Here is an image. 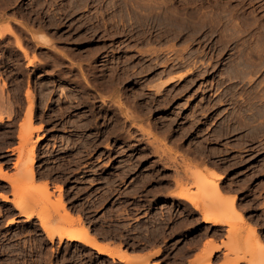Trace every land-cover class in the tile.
<instances>
[{
    "label": "rangeland",
    "instance_id": "rangeland-1",
    "mask_svg": "<svg viewBox=\"0 0 264 264\" xmlns=\"http://www.w3.org/2000/svg\"><path fill=\"white\" fill-rule=\"evenodd\" d=\"M0 30V142L18 140L22 192L10 182L34 210L0 229V264H119L51 241L41 218L128 246L148 239L140 215L189 205L223 215L228 253L251 258L256 227L242 217L264 223V0H0Z\"/></svg>",
    "mask_w": 264,
    "mask_h": 264
},
{
    "label": "crops",
    "instance_id": "crops-1",
    "mask_svg": "<svg viewBox=\"0 0 264 264\" xmlns=\"http://www.w3.org/2000/svg\"><path fill=\"white\" fill-rule=\"evenodd\" d=\"M5 131V130H3ZM18 140L15 143L6 142L2 145L0 142V229L10 231L15 222L20 221L23 216L14 206L16 199L15 188L9 181L17 172L14 167V160L17 157L14 147L17 146ZM48 181L46 176H36L35 184H43ZM50 190H55L54 182L50 183ZM56 193V191H55ZM6 196V197H5ZM4 197V198H3ZM182 201V199H172ZM191 215L178 210L172 209L169 214L168 209L156 207L148 214L140 215L139 223L143 221L150 222V230L148 239L133 243L128 246L123 242L112 241L109 239H98L100 244L110 247L113 251L118 252L119 256H110L106 252H100L97 249L87 245L96 254L102 255L111 261L119 264H128L123 259L131 258L132 260H145L148 264H200V261L205 260L206 250L209 245H216L209 257L210 264H224L229 258L233 259V254H227L229 238V224H212L202 221L200 211L189 205ZM158 215L153 225V218ZM36 217V216H33ZM13 219V221H12ZM26 219V217H22ZM244 224L256 227L262 244H264V223L257 225L254 221L249 220L244 216ZM165 221L164 224L159 225ZM137 221H133L135 224ZM159 222V223H157ZM163 227V229H161ZM155 228L157 230H155ZM139 247L132 249L130 247ZM121 256V257H120ZM233 257V258H232ZM229 261V260H228ZM227 261V262H228ZM226 264V263H225ZM239 264H247V261L240 260Z\"/></svg>",
    "mask_w": 264,
    "mask_h": 264
},
{
    "label": "bare ground",
    "instance_id": "bare-ground-1",
    "mask_svg": "<svg viewBox=\"0 0 264 264\" xmlns=\"http://www.w3.org/2000/svg\"><path fill=\"white\" fill-rule=\"evenodd\" d=\"M2 33H4V31L2 32L1 30H0V35H2ZM18 47L25 53V55H27V51H26V49L21 45V43L18 41ZM249 64V63H248ZM252 64V63H251ZM247 66H250V64L249 65H247ZM251 67V66H250ZM249 67V68H250ZM249 68H247V69H249ZM252 68V67H251ZM246 69V68H245ZM183 76V74H178L176 77H178V78H181ZM173 76H170V77H168L167 79H165L164 81H163V84L164 85H167V83H169L170 81H172L173 80ZM30 92V91H29ZM29 93H27V95H28ZM30 99V98H29ZM264 105V104H263ZM262 108V107H261ZM260 109V108H259ZM260 112V111H259ZM29 115H28V124H27V126H26V128H24L23 130H22V134L24 135V137H26L25 135H28V134H30V132H31V130H32V128L34 129V127L35 126H32L33 124H32V101H29ZM2 116L0 115V121L2 120ZM33 149H31V155L33 154V151H32ZM30 169V168H29ZM0 172H1V169H0ZM33 170H31L30 171V174H29V178H30V180H29V184H30V181L32 180V178H33ZM221 175V174H220ZM221 177V176H220ZM13 178V177H12ZM10 179L9 181H12L13 183L15 182H17L16 180H14V179ZM33 182V181H32ZM12 183V184H13ZM25 183V182H24ZM19 184V183H18ZM21 184V183H20ZM26 184V183H25ZM27 185V186H30V185ZM33 184V183H32ZM35 183H34V186L33 187H35ZM14 185H12V187H13ZM16 186H17V183H16ZM16 186H14L15 187V189H16ZM19 186V187H18ZM17 187H18V193H19V191H21L22 189H19L20 187H21V185H18ZM31 187V186H30ZM33 187H31L32 189H34L35 190V188H33ZM39 186L37 185V189L36 190H40L39 188H38ZM43 188H41V186H40V188H41V190L40 191H38V192H46L47 191V183H44V186H42ZM58 188L60 187V186H57ZM214 191H215V193L216 194H219L220 193V187H219V184H217V182L214 184ZM59 190V189H58ZM24 191H26L25 189H24ZM22 192V191H21ZM20 192V194L19 195H22V193ZM24 195V194H23ZM6 197V196H5ZM4 198V197H3ZM27 198V197H26ZM59 202H60V205H61V200H60V198H59ZM64 204V203H63ZM163 205V204H162ZM28 206V202H27V199H25L23 196L21 197H18L16 200H14V206L13 207H15L16 209H18V211H19V213L20 214H22V215H24V216H26L27 218L28 217H31L32 215H34V210L33 209H30V207L28 208L27 207ZM62 208H63V211L61 212V214L59 213V216L58 217H60V215H61V219L63 218L64 220H66V222H65V224L66 223H69V222H72L73 221V219L71 220V218H72V215L70 216V214H69V212L66 210V208H64L63 207V205H62ZM196 209H198L199 211H200V213H201V215H202V221L203 222H206V223H212V224H223V223H226V221L227 220H225L224 218H222L221 216H223V215H215V214H212V213H210L209 212V209H210V206L209 205H200V206H198V207H195ZM237 209L238 208H236L235 209V211L237 212ZM219 211L220 209H216V211ZM233 210H234V208H233ZM237 214H238V217L240 216V218H241V216H242V214L240 215L239 214V210H238V212H237ZM57 217V218H58ZM70 217V218H69ZM80 216H78V218H79ZM69 218V219H68ZM242 218H244V217H242ZM241 218V219H242ZM244 220V219H243ZM76 221V220H75ZM78 221H80V219L78 220ZM40 224H41V226H42V228H43V231L45 232V234H46V236L49 238V239H51V241H52V239H53V237H58V239H59V241H61V240H73V239H78V240H80L82 243H84V244H86V245H89V246H91V247H93V248H95V249H97L98 251H100V252H106L108 255H110V256H119L120 254L118 253V252H115V251H113L110 247H108V246H104V244H100L99 243V240H97L96 239V237H94L93 235H91L89 232H88V230L85 228V227H70V228H68V229H66L62 224H60V225H57V226H55V227H53V226H50L48 223L46 224L45 223V220L44 219H42L41 218V220H40ZM253 227V226H252ZM229 229V228H228ZM231 229V228H230ZM230 229H229V231H230ZM249 230H252L251 231V235H252V238L254 237L256 240L255 241H257L256 242V244H257V246L254 244L253 246H256V247H254L253 248V246H252V248H251V250H252V256H251V258H245V257H243V256H240V257H237L236 256V254L233 256V257H237V259H238V261H240V260H242V261H244V260H246L247 261V264H264V254H263V256H261L262 258L261 259H259V260H257L256 259V255H255V253H256V251L258 250V251H264V244H262V241H261V239H260V236H259V234H257V230L255 231V229H249ZM215 247H217L216 245H209V249H207L206 250V255L204 254V256H205V260H203L204 262L203 263H201V264H210V259H209V257H210V255H211V252L213 251V249L215 248ZM255 252H254V251ZM230 253V252H229ZM228 252H227V254H229ZM250 253V254H251ZM121 257V256H120ZM232 257V258H233ZM236 258H234V260H232V259H228L227 261H228V263H227V261H225V263L226 264H236L238 261H237V259L235 260ZM125 262H127L128 264H136L135 263V261L136 260H132L131 258H124L123 259ZM138 261H141V260H138ZM235 261H237V262H235ZM138 263H140V262H138ZM146 263H148L147 261H146ZM224 263V264H225ZM239 263V262H238ZM237 263V264H238ZM141 264V263H140ZM142 264H145V263H142Z\"/></svg>",
    "mask_w": 264,
    "mask_h": 264
}]
</instances>
